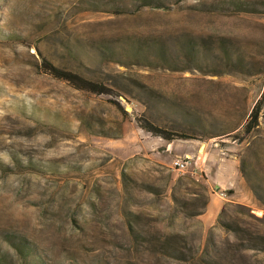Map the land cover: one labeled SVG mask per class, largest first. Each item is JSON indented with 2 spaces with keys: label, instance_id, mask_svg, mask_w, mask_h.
Here are the masks:
<instances>
[{
  "label": "rangeland",
  "instance_id": "1",
  "mask_svg": "<svg viewBox=\"0 0 264 264\" xmlns=\"http://www.w3.org/2000/svg\"><path fill=\"white\" fill-rule=\"evenodd\" d=\"M263 92L264 0H0V264H264Z\"/></svg>",
  "mask_w": 264,
  "mask_h": 264
},
{
  "label": "trees",
  "instance_id": "2",
  "mask_svg": "<svg viewBox=\"0 0 264 264\" xmlns=\"http://www.w3.org/2000/svg\"><path fill=\"white\" fill-rule=\"evenodd\" d=\"M43 64V69L48 72L53 78L57 80H62L68 83L71 87L79 90H85V92L93 93V94H105V92H108L101 84H96L92 82L85 81L84 78L70 73L65 70H60L57 69L56 67L52 66L48 61L44 60L42 62ZM264 103V92L262 95V99L259 102V105ZM259 106L255 109L253 113V119L248 123L247 125V131L250 132L257 123L258 115H259ZM140 127L144 130L147 131H152V133H156L161 139L165 141H169V143L175 141V140H181V139H191L189 136H187L184 133H176V132H171L168 129L164 128H159L153 126L150 122L141 119ZM15 251L18 250L17 247L14 248ZM23 256V263L24 264H30V262L27 260L26 256Z\"/></svg>",
  "mask_w": 264,
  "mask_h": 264
},
{
  "label": "built area",
  "instance_id": "3",
  "mask_svg": "<svg viewBox=\"0 0 264 264\" xmlns=\"http://www.w3.org/2000/svg\"><path fill=\"white\" fill-rule=\"evenodd\" d=\"M173 169L177 170V171H184L187 170V168L190 167V164L188 162V160H180V159H176L173 161L172 163ZM223 194H220V197H223Z\"/></svg>",
  "mask_w": 264,
  "mask_h": 264
},
{
  "label": "crops",
  "instance_id": "4",
  "mask_svg": "<svg viewBox=\"0 0 264 264\" xmlns=\"http://www.w3.org/2000/svg\"><path fill=\"white\" fill-rule=\"evenodd\" d=\"M230 180L226 181V185H223L220 183V181H218L217 183V187L220 188L221 190H229L231 189V186H230Z\"/></svg>",
  "mask_w": 264,
  "mask_h": 264
}]
</instances>
